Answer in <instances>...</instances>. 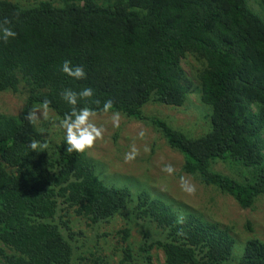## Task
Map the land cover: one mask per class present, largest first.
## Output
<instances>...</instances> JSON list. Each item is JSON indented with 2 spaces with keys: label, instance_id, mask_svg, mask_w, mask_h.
Returning a JSON list of instances; mask_svg holds the SVG:
<instances>
[{
  "label": "trees",
  "instance_id": "obj_1",
  "mask_svg": "<svg viewBox=\"0 0 264 264\" xmlns=\"http://www.w3.org/2000/svg\"><path fill=\"white\" fill-rule=\"evenodd\" d=\"M34 1L24 8L0 0V22L16 32L0 41V94L28 88L18 117L0 115V264H107L83 251L84 232L75 229L119 218L131 224L123 241L132 225L141 228L145 264L155 249L165 264L232 262L236 242L228 231L143 189L107 186L86 153L67 152L64 140L45 142L35 114L47 100L60 122L72 109L60 93L90 87L93 97L77 107L154 128L183 156L185 174L251 210L264 198V0H256L261 13L248 0ZM188 58L199 66L201 102L211 110V130L199 137L145 113L151 104H187ZM66 60L83 66L86 79L63 73ZM108 100L113 107L103 112ZM33 141L47 147L34 151ZM220 161L236 162L251 178L215 173ZM126 247L122 263L134 264ZM237 264H264V242L249 240Z\"/></svg>",
  "mask_w": 264,
  "mask_h": 264
},
{
  "label": "rangeland",
  "instance_id": "obj_2",
  "mask_svg": "<svg viewBox=\"0 0 264 264\" xmlns=\"http://www.w3.org/2000/svg\"><path fill=\"white\" fill-rule=\"evenodd\" d=\"M2 1H9L24 8L37 4L34 0ZM42 1L59 6L63 0ZM247 2L253 12L261 13L256 0ZM259 17L264 21V15L260 14ZM183 68L193 87L187 104L182 108L151 104L145 113L167 121L175 129L191 137H199L211 130V110L201 102L196 75L199 66L192 58H188L183 62ZM27 96L28 88L24 84L19 87L17 93L0 94V115L18 117L24 109ZM113 115L96 114L94 122L103 127V135L86 152L87 158L98 165L99 178L107 186H125L133 192L143 189L154 197L169 201L174 208L182 207L188 212L196 213L205 222L216 224L228 231L236 242L234 259L229 264H237L249 240L260 239L264 242V198H259L251 210L242 209L232 197L185 174L183 156L173 151L154 128L139 122H131L122 116H119V126L116 127L112 123ZM35 120L45 142L51 146L62 143L64 132L59 127L60 122L56 114L38 108ZM133 147L137 150L135 158L126 161L125 155L131 152ZM167 166L173 168L171 174L165 171ZM212 169L217 174L239 182H244L252 176L250 170L243 169L236 162L220 161L213 164ZM193 186L194 193L190 194L185 190L186 187ZM130 225L123 218H119L110 224L94 227H88L83 222L82 225H77L75 231L84 232L81 240L83 251L101 258L107 264H123L127 244L133 248L134 264H145L144 255L139 249L143 238L141 228L132 225L131 238L127 242L123 241V232ZM152 255V264L166 263L162 250L155 249Z\"/></svg>",
  "mask_w": 264,
  "mask_h": 264
},
{
  "label": "clouds",
  "instance_id": "obj_3",
  "mask_svg": "<svg viewBox=\"0 0 264 264\" xmlns=\"http://www.w3.org/2000/svg\"><path fill=\"white\" fill-rule=\"evenodd\" d=\"M10 22L4 20L0 22V41L7 43L10 38L16 37V32L12 27L7 26ZM62 72L74 80L86 79V72L83 66H73L70 61H65L62 65ZM94 91L90 87H86L79 92L73 91L71 88H65L61 93V98L72 106L70 112L65 113L64 118L60 121L59 127L63 129L66 151L69 153L83 154L93 147L95 142L102 138L103 127L98 126L94 122L96 111L89 107H77L78 102L93 97ZM49 101L45 100L42 103V108L47 110ZM112 101L108 100L103 104L102 111L109 112L112 109ZM33 113H29L27 118L33 122ZM113 126H119V114L116 113L112 118ZM142 135V134H141ZM32 150L46 148L47 145H41L38 141H33L30 144ZM136 148L133 147L131 152L125 155V160L130 161L135 158ZM165 171L172 173L174 170L171 166H167ZM188 193H194L195 188L186 187ZM180 223L183 222L181 219Z\"/></svg>",
  "mask_w": 264,
  "mask_h": 264
}]
</instances>
